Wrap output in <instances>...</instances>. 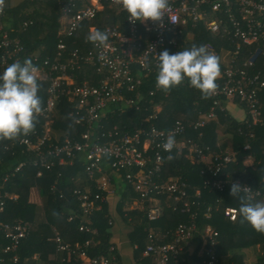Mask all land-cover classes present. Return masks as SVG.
Wrapping results in <instances>:
<instances>
[{"label":"trees","instance_id":"obj_1","mask_svg":"<svg viewBox=\"0 0 264 264\" xmlns=\"http://www.w3.org/2000/svg\"><path fill=\"white\" fill-rule=\"evenodd\" d=\"M5 1V12L0 17V25L2 24L0 37L7 31L11 37L19 39L24 46V50L19 55H15V59L11 60L10 63L14 61L23 62L25 58H30L32 63L43 72V69H47L43 62L50 58L51 61L58 60L64 64L66 66L64 71L77 84L91 83L98 79L91 76V67L83 62L84 57L94 47L93 43L87 39L90 34L88 23L82 24L74 35H64L67 44L64 56H56L57 42L66 31V27L59 22V15L63 13L58 0H35L33 12L21 14L16 19L18 22L22 21L21 23L25 19L33 21V25L24 31H21L22 27H20L19 30H14L11 33L8 30L11 25H7V21H11L8 16L12 7L10 0ZM43 10H46L45 14L42 13ZM106 12L111 16H108L104 21L105 11L99 12L96 16L95 22L98 25L106 24L107 21H114L118 18L110 10ZM27 30H30L31 35L28 34ZM195 33L197 43L189 41L188 38L186 41L184 33L182 50L191 48L193 45L206 46L209 42L215 44L223 42L224 45L231 46L229 40L221 39L222 37L218 35L215 36L203 24H200ZM181 39L182 37L179 38V42ZM167 49L170 53H174L173 44ZM217 49L220 48L217 46ZM74 52L83 58H78L79 61L78 59L72 60ZM4 53L5 49L0 48V72L7 67L1 59ZM51 53L53 56H48ZM35 57L38 58L37 61L34 60ZM53 71V74L62 72L61 66H57ZM155 81L156 73L152 72L145 78V82L138 87V90H120L124 98L109 107L102 119L95 121V123L104 124V127L99 129L100 131H107L108 133V130L118 129L121 131L120 135L123 133L134 135L137 130H150L152 127L169 131L180 125L185 126L186 132L176 137L177 146L172 149L171 159L168 158L169 153L163 150L161 172L154 176L160 183L186 182L188 184L185 187L188 191L186 196L180 200H175L169 196L170 191L167 189L161 194L156 192L155 195L161 199V202H157V204L163 206V213L159 219L149 221L143 204L149 206L154 201H140V191L133 181L128 180L129 174H132L134 178L136 177L139 166H128L115 172L110 164L109 167L106 166L105 158L102 162V165H105V171L98 172L95 170L94 174L90 175V161L84 148L79 151L74 149L70 155L65 152L60 155L49 154L50 150L66 144L67 139L83 144L82 135L90 130V124L86 120L82 123L76 122L74 113L77 110V100L61 95L49 117H38L34 129L26 136L34 140L36 136L43 135L44 130L49 126L50 136L42 145L41 150H29L27 145L20 143L19 138L0 140V200L4 201L0 219L10 222L19 217L28 216L29 190L36 186L42 192V196L45 197V212L51 224L40 226L43 229L46 228V235H48L45 239L50 236L56 239L58 234L60 241L52 240L56 247L58 243L66 244L76 252L84 250L91 257L108 253L113 244L111 240L113 226L112 222L110 223L112 214L108 203L102 201V208L96 210L89 220L83 212L82 201L76 192V190H82L87 193L108 194L109 192L107 193L106 190L102 191L97 182V178L100 179L105 175L111 180L112 186L117 187L119 185L118 193L119 188L123 187L122 190L129 196L127 200L132 202L135 197L139 204V207L132 210L135 212L138 223L132 234L133 243L138 244L139 252L143 253L146 248L149 228L155 227L165 233L174 232L180 223L190 224L194 222L196 223V230L192 240L197 243L195 254L198 255L199 253L198 249L206 227L211 226L220 234L218 254L221 256L223 264H264V234L255 231L247 222L242 221L239 215L240 200L236 196H230L231 185L238 183L242 186H250L253 191H261L254 199L264 201V113L262 116L263 123L253 128L256 134L254 137L248 136L247 114L244 119L237 120L231 114L219 111L217 118L210 120L205 127L194 128V124L207 114L214 96L202 97L200 91L190 86L187 81L168 92L159 90L157 93L151 94V90L155 88ZM39 82L41 86L38 92L41 93L39 96L43 106L48 95L46 90L50 83L41 81L40 78ZM129 99H133L134 102L128 103L127 100ZM157 105L161 109L156 108ZM81 111L85 117H88L85 106L81 108ZM218 117L221 118L222 122H227L224 131L218 130ZM48 120L50 122L46 124L45 121ZM186 137L191 139V142H188L187 146L183 148L180 141ZM144 140L145 138L142 136L139 145ZM247 143L252 145L253 151L256 153L252 160L247 159L250 151L244 148ZM189 146L193 147L192 151L189 150ZM154 151L155 149L149 148L145 152V156L148 157L147 170L154 164ZM201 152L210 156L209 163L206 159L201 160L197 157ZM187 154L196 159V162H189L185 158ZM195 154L197 155L195 156ZM225 155H230L231 160L225 161ZM43 156L46 159L45 164H41ZM61 157L64 158L62 163L60 162ZM21 162H25V165L16 170ZM39 172L41 173L39 174ZM82 174L87 179L84 183L77 179L78 175ZM12 193L17 195L16 199L9 196ZM240 195H245V193L241 192ZM123 199L126 202L125 197ZM185 201L189 203V210L185 209ZM227 207L236 209L235 219L225 214ZM121 209L122 205H120ZM83 223L94 227L97 232L80 230V225ZM0 231L1 236L4 235L1 237L4 246L10 244V241L5 238L4 230L1 228ZM27 239L23 240L19 247L22 255L26 250V242H31ZM249 247H258V255L252 263H246L244 255L241 253L242 248ZM76 252L72 256L73 261L68 264H79V253L76 254ZM185 254L184 252L182 255L184 260L181 261V264H188L189 260Z\"/></svg>","mask_w":264,"mask_h":264},{"label":"built area","instance_id":"obj_2","mask_svg":"<svg viewBox=\"0 0 264 264\" xmlns=\"http://www.w3.org/2000/svg\"><path fill=\"white\" fill-rule=\"evenodd\" d=\"M58 2L62 8V15L66 18V31L57 42L56 56H64L67 47L64 37L74 35L82 24L88 23L90 33L96 30L106 32L108 39L104 46L98 47L93 43L92 51H89V54L83 59L85 65H89L92 69L91 76L98 78L95 82L75 83L74 79L64 71L66 66L58 60L51 61L50 58L43 62L47 69H43L41 72L38 68L41 81L50 83L46 90L48 95L38 117L48 118L55 109L59 97L65 95L78 102L77 110L74 113L76 122L82 123L86 120L90 124V130L82 135L83 144L67 139L66 144L50 150L49 154L60 155L65 152L70 155L74 149L79 151L84 148L90 161V175H93L95 170L105 171V165H102L105 158L106 166L109 167L110 164L115 172L128 166H139L137 178L129 174L128 180L136 184L141 194L140 201H154L149 206L143 204V207L148 220L155 221L163 213V206L157 204V202H161V199L155 195L156 192L161 194L167 189L170 191L169 196L175 200H180L188 194L185 188L188 185L186 182L160 183L154 176L159 174L162 169L164 150L162 144L169 135L176 139L178 135L185 133L186 127L180 125L169 131L152 127L150 130H137L134 135L129 133L120 135L121 131L118 129L108 130V133L100 131L99 129L103 128L104 124L95 123V121H100L109 107L124 98L120 90H138L149 74L155 72L157 75V57L161 51L172 44L175 48L174 53L182 50L181 45L184 42L186 31H196L200 24H203L215 36L218 35L222 37L221 39L230 41L231 46H226L230 53V61L228 64H223L220 60L221 75L216 81L217 88L212 94L214 96L213 103L207 114L194 124V128L205 127L210 120L217 118L219 111L224 112L222 100L227 98L244 107L248 116L246 122L249 130L248 136L254 137L256 134L253 128L263 123L264 113V0H169L167 13L159 21L148 20L144 23L130 22L119 0H58ZM5 8L6 1L2 0L0 2V17L4 14ZM107 10L115 13L118 18L98 25L95 21L99 12L105 11V15L111 16L106 12ZM32 24L33 21L25 20L22 23V29L26 30ZM180 37H182L181 42H179ZM206 46L209 51L220 56L221 48L217 49L213 42L207 43ZM0 48L5 49L1 59L7 66L11 64V60L15 59V55H19L24 50L21 41L11 37L7 31L0 37ZM52 54L48 56H53ZM78 58L83 57L74 52L71 59ZM34 60L37 61L38 58L35 57ZM59 65L62 72L53 74V70ZM159 90L155 81V88L150 93L155 94ZM40 94L38 92V95ZM127 101L128 103L134 102L133 99ZM84 106L88 117L82 114L81 108ZM159 107L157 105L156 108L160 109ZM49 122V120L45 121L46 124ZM49 136L50 127L47 126L43 135L36 136L37 140L21 137L19 141L21 144L27 145L29 150L37 151L42 149V145L49 139ZM142 136L145 140L139 145ZM188 142H191V139L181 140L180 144L184 148ZM149 148L155 149V160L153 166L147 170L148 157L145 156V152ZM244 148L250 150L247 159H254L255 153L252 145L247 143ZM197 157L201 160L206 159V161L209 158V162L211 160L208 154L202 152ZM224 160H231V156L225 155ZM45 162L46 159L43 156L41 164H45ZM60 162H64L63 157L60 158ZM24 165L25 162H21L16 170ZM97 182L102 191L106 190L107 193L113 191L110 187L111 180L107 176L103 175L100 179L97 178ZM243 188L246 189L245 195H251L253 198L261 193L259 190L253 191L248 185ZM76 192L80 196L83 212L88 219L96 210L102 208L101 202L106 199V195L100 193H87L82 190H76ZM2 205L4 206V201L0 200V207ZM184 205L185 209H190L187 201L184 202ZM225 214L235 219L237 211L227 207ZM1 225L5 232V238L10 241V244L5 247V253L15 252L28 235L27 226L23 223L14 225L1 223ZM80 230L97 232V229L84 223L80 225ZM195 230L196 223L194 222L180 223L174 232L166 233L151 227L143 253L149 257L150 264H181V261L184 260L183 253L193 246L192 238ZM219 239V232L211 226H207L198 249L201 264H223L221 256L218 254ZM56 240L60 241L59 236ZM58 244L62 249L70 248L66 244ZM80 255L89 257L84 250H80ZM10 258L12 259L9 263L5 261V258H2L0 264H20L16 253ZM83 264H121L119 250L115 244H112L108 253L90 257L89 261Z\"/></svg>","mask_w":264,"mask_h":264},{"label":"clouds","instance_id":"obj_3","mask_svg":"<svg viewBox=\"0 0 264 264\" xmlns=\"http://www.w3.org/2000/svg\"><path fill=\"white\" fill-rule=\"evenodd\" d=\"M2 2V0H0ZM130 22L144 23L159 21L169 7V0H119ZM87 39L96 46H104L108 39L106 32L96 30ZM156 87L164 92L187 81L199 90L202 97L211 96L217 88L221 75L220 58L207 46L193 45L175 53L164 49L157 57ZM39 69L30 58L23 62L14 61L0 72V140L26 137L35 127L42 112ZM177 146L174 136L169 135L162 144L164 151L172 158V149ZM246 189L238 183L230 187V196L240 200L239 215L255 231L264 234V201L251 195H240Z\"/></svg>","mask_w":264,"mask_h":264},{"label":"crops","instance_id":"obj_4","mask_svg":"<svg viewBox=\"0 0 264 264\" xmlns=\"http://www.w3.org/2000/svg\"><path fill=\"white\" fill-rule=\"evenodd\" d=\"M9 2L12 8L10 9V15L8 17L11 18V21H7L8 23H6L7 25H11L8 29L11 33L12 31L19 30L20 27H22V21L18 22L16 20L21 16V14H31L33 12L35 7V0H10ZM42 13L45 14L46 10H43ZM107 18L108 15H105L103 21ZM59 22L66 27V18L62 14L59 15ZM16 27L19 28L17 29ZM21 31L24 30L22 29ZM28 34L31 35L30 30L28 31ZM187 38L189 41L197 43V36L195 31H186V41H188ZM215 45L221 48L219 56L221 62H223V64H228V62L230 61V53L228 52V49L226 47L227 45H224L223 42H217ZM222 102L225 108L224 113L226 112L231 114L237 120H242L245 118L246 111L242 105L227 98H223ZM226 123L227 122H222L221 118L218 117V130L224 131V129L226 128ZM85 177L86 176L82 174L78 175L77 179L80 182L84 183L87 181ZM118 186L111 187L113 191L106 194L105 202L108 203L109 210L112 214L110 218V220H112L111 224L113 226L111 240L113 244L117 245V248L119 250V260L121 264H150V262H148L149 257L145 256L144 253L139 252L138 244L133 243L132 234L135 231V227L138 223L136 222L137 218L135 212L132 210H135L137 207H139V204L137 203L135 197L132 202H129L127 200L129 196L127 195V193H125L124 190H122L123 187L119 188L120 190L118 193ZM9 196L14 199H16L17 197V195H15L14 193L9 194ZM124 197L126 202L123 199ZM28 203V216L22 218L19 217L15 219V221L10 222L2 221L0 219V223H8L10 225H14L16 223L25 224L28 228V235L23 240H26L28 238L27 240H30L31 242H26V250L24 251L23 255L21 254L19 248L15 252L5 253L6 245L4 246V241L1 238L4 237V235L1 236L2 233L0 231V261L2 258H5V261L9 263L12 259L10 257L16 253L18 255L20 264H68L69 262H72V256L74 252H76V250L71 248L62 249L59 244H57V247L54 246L52 240L56 239L52 236H50L48 239H45L48 235H46V228L43 229L40 226H47L51 224L49 223V218L47 217L45 212V197L42 196V192L38 187L33 186L30 188L28 194ZM120 205H122L121 210ZM1 228L2 227L0 226V229ZM57 236L59 235L57 234ZM196 246L197 243L193 242V250L192 248H189L186 251L185 256L188 257V264H201V257L198 256L197 253H194ZM242 250L241 253L244 255V261H246V263H252L253 261L249 260V256L252 255L251 251H246V249L244 252ZM77 253H80V251H77L76 254ZM253 256H255V254H253ZM90 257L91 256L82 257V255H80L79 264L87 263Z\"/></svg>","mask_w":264,"mask_h":264},{"label":"rangeland","instance_id":"obj_5","mask_svg":"<svg viewBox=\"0 0 264 264\" xmlns=\"http://www.w3.org/2000/svg\"><path fill=\"white\" fill-rule=\"evenodd\" d=\"M159 108H160V107H159ZM189 137H190V136H189ZM188 139H189V138H187V137L185 138L186 141H187ZM183 143H184V142H183ZM183 143H182V144H183ZM192 149H193V147L189 146V150L192 151ZM196 155H197V154H195V156H196ZM185 158L188 159L189 162H192V163L196 162V159H193L191 155H188V154H187V157H185ZM207 162L209 163V158H207ZM249 162H250V161H249ZM3 208H4V206L2 205V206L0 207V211H2ZM0 226H2L1 223H0ZM56 238H57V236H56ZM190 248H192V250H193V246H191ZM257 248H258V247H257ZM257 248H256V247H255V248H251V247H249V248H244V249L242 248L243 250H242V249H241V250L244 251V252H245L246 249H247L246 251H251V254H252V255L249 256V260H250V261L252 260V261L254 262V260L256 259V256L258 255V250H257ZM189 252H192V251H189ZM253 254H255V256H253Z\"/></svg>","mask_w":264,"mask_h":264}]
</instances>
